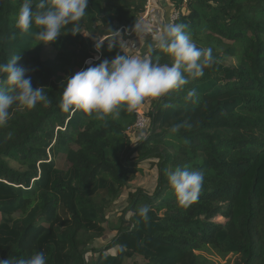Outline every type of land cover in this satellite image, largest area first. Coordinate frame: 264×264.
<instances>
[{
    "label": "trees",
    "instance_id": "trees-1",
    "mask_svg": "<svg viewBox=\"0 0 264 264\" xmlns=\"http://www.w3.org/2000/svg\"><path fill=\"white\" fill-rule=\"evenodd\" d=\"M154 1L167 16L161 8L147 20L164 25L179 10L173 23L186 24L197 47L212 49L215 62L180 90L146 98L151 122L136 138L129 128L138 108L105 122L64 112L59 101L65 78L91 66L86 61L136 54L125 43L138 32L134 25L148 0H89L81 33L62 29L48 45L35 39L34 24L27 33L16 27L23 0H0V63L19 55L17 66L50 100L31 110L13 105L0 127V259L43 251L47 264H127L134 258L141 259L136 264H196V251L214 243L237 254L235 264H264V0ZM115 30L123 47L109 50ZM97 42H103L99 52ZM152 56L174 63L159 49ZM192 89L195 102L186 100ZM145 165L155 172L154 185L128 191L116 236L97 247L107 232V210ZM177 167L204 173L199 197L187 207L169 184ZM143 206L150 209L147 221L138 212ZM219 216L226 222L214 220ZM140 240L149 254L141 253Z\"/></svg>",
    "mask_w": 264,
    "mask_h": 264
},
{
    "label": "clouds",
    "instance_id": "clouds-1",
    "mask_svg": "<svg viewBox=\"0 0 264 264\" xmlns=\"http://www.w3.org/2000/svg\"><path fill=\"white\" fill-rule=\"evenodd\" d=\"M88 2L89 0H39L33 8V0H23L16 27L22 33H27L34 24L39 29L34 37L40 44L55 43L61 36L62 29L68 30L73 36L81 33L79 21L86 14ZM69 25L70 29L67 28ZM187 27L183 23H165L153 35L143 57L123 52V55L117 54L111 60L103 59L98 64L86 61L91 66L65 78L59 107L64 112L81 111L106 122L108 117L118 119L122 109L135 110L146 98H161L170 91L180 90L190 79L203 77L204 69L210 68L215 58L211 48L197 47L187 34ZM133 30L152 32V28L142 21H136ZM120 36V30L113 31V39L108 42L109 50L116 45L122 49ZM102 45L103 42L96 43L98 52ZM157 49L172 56L174 63L161 64L159 56L153 59L152 53ZM19 58V55L13 56L7 63H0V75L6 77L0 80V127L8 123L13 105L18 109L31 110L38 103H50L45 87L33 88L25 69L17 66ZM196 99V90L188 91L186 100L195 102ZM178 130L176 126L171 131L175 133ZM168 180L178 203L187 207L197 201L204 173L177 167L169 174ZM149 211L148 206L138 209L145 221L149 219ZM0 264H47V257L43 251H37L29 258L0 259Z\"/></svg>",
    "mask_w": 264,
    "mask_h": 264
},
{
    "label": "rangeland",
    "instance_id": "rangeland-1",
    "mask_svg": "<svg viewBox=\"0 0 264 264\" xmlns=\"http://www.w3.org/2000/svg\"><path fill=\"white\" fill-rule=\"evenodd\" d=\"M147 19L145 20L147 23L146 22L145 23L148 24L155 33L158 31L159 28L163 26V25L160 26L161 25L160 22L156 21L154 17L151 20L149 19V21ZM137 33H139V31ZM136 36L137 34H134L131 38L132 41L130 39L129 42L125 43L128 49L132 50L133 48L138 47V40H137L138 36L137 37ZM234 62L235 61L232 59L228 63L233 64ZM144 107L146 109L149 108V102L142 103L141 108H144ZM148 130H149V127L143 131H135V137L138 138L142 134H146ZM59 162H60L61 167L68 168L69 164L67 163V161L60 160ZM11 165L15 169L23 170V167H21L16 162H11ZM144 169L145 170L142 173H140V175L137 176L134 182H132L130 186L123 191V195L121 196V198L116 200L114 204L112 205V207L107 210V213L105 215V218H106L105 226L107 227V232L104 238L98 241L97 247L106 246L116 236L117 231L113 229L115 228V226L119 225L121 212L128 205V196H129L128 191L137 189L142 186H145L146 188H150L151 186L154 185L155 172L151 171L152 169L148 165H145ZM214 220L219 221V222H226V219L223 218L222 216L215 217ZM124 224L126 225L127 222H125ZM137 246L142 249V250L140 249L141 253L149 254V250L146 248L147 246L146 245L144 246L141 240L139 241ZM88 258L89 260H91L92 258L91 253H89ZM236 258H237V254L225 253L219 248L218 245L214 243L205 245L200 250L196 251V264H235ZM137 262H141V259L140 258L129 259L127 261V264H136Z\"/></svg>",
    "mask_w": 264,
    "mask_h": 264
},
{
    "label": "built area",
    "instance_id": "built-area-1",
    "mask_svg": "<svg viewBox=\"0 0 264 264\" xmlns=\"http://www.w3.org/2000/svg\"><path fill=\"white\" fill-rule=\"evenodd\" d=\"M185 4L189 3L192 0H182ZM160 3H155L154 0H148L147 5L145 7V11L141 18L137 21H142L145 23V20L154 15L158 9H161ZM180 15L179 10H174V12L170 15L169 21L174 22ZM137 118L135 123L129 128V131H143L146 130L150 125V118L145 114L144 108L137 109Z\"/></svg>",
    "mask_w": 264,
    "mask_h": 264
},
{
    "label": "crops",
    "instance_id": "crops-1",
    "mask_svg": "<svg viewBox=\"0 0 264 264\" xmlns=\"http://www.w3.org/2000/svg\"><path fill=\"white\" fill-rule=\"evenodd\" d=\"M164 1H166V0H164ZM161 7H162V5H161ZM166 7H167L168 13H169L170 12V10L168 8L169 6H166ZM162 9H163V15L167 16V13H166V11L164 10L163 7H162ZM152 31H153V29H152ZM136 34L138 36V37L136 36L137 40H138V47L137 48H133L131 51H133L134 54L136 53L134 56L143 57V55L145 54V51L147 49L148 44H150L152 42V38L144 37L143 33L140 32V31H139V33H136ZM152 37H153V35H152ZM130 39L126 40V42H129ZM131 41H132V39H131Z\"/></svg>",
    "mask_w": 264,
    "mask_h": 264
}]
</instances>
